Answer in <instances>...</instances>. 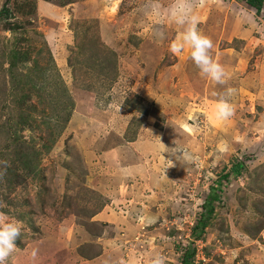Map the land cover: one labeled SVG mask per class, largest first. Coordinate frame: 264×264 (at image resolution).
Listing matches in <instances>:
<instances>
[{
    "label": "rangeland",
    "instance_id": "rangeland-1",
    "mask_svg": "<svg viewBox=\"0 0 264 264\" xmlns=\"http://www.w3.org/2000/svg\"><path fill=\"white\" fill-rule=\"evenodd\" d=\"M144 3L0 0V211L25 224L7 264H148L155 253L180 264L191 250L192 264H264L262 9L243 0L196 9L236 89L222 121L212 92L226 86L187 49L170 52L175 25L162 42L151 36ZM11 49L29 56L13 81ZM34 66L45 72L29 74ZM13 125L33 173L13 154ZM211 188L217 198L194 236Z\"/></svg>",
    "mask_w": 264,
    "mask_h": 264
},
{
    "label": "clouds",
    "instance_id": "clouds-1",
    "mask_svg": "<svg viewBox=\"0 0 264 264\" xmlns=\"http://www.w3.org/2000/svg\"><path fill=\"white\" fill-rule=\"evenodd\" d=\"M204 2L205 0H145L143 11L154 18L150 30L154 39L164 41L168 38L166 26L175 25L179 35L170 42V52L176 55L187 49L188 58L204 77L215 85L226 86L222 92H212L216 97L215 118L223 121L234 114L231 98L236 94V89L227 86L231 80V73L213 57V41L200 31V18L196 9L203 6ZM175 155L186 163H191L193 160L191 154L183 148H177ZM0 163L4 165V169L0 171V179H2L8 164ZM175 163L176 161L169 160L167 168L174 167ZM0 206L6 205L0 202ZM24 228L25 224L22 220L0 211V264H7L9 257L17 250L15 241L21 239ZM36 255L37 251L33 250L32 257L35 258ZM148 264H166V258L162 253H155L150 257Z\"/></svg>",
    "mask_w": 264,
    "mask_h": 264
},
{
    "label": "trees",
    "instance_id": "trees-1",
    "mask_svg": "<svg viewBox=\"0 0 264 264\" xmlns=\"http://www.w3.org/2000/svg\"><path fill=\"white\" fill-rule=\"evenodd\" d=\"M247 5L251 6L254 8L255 10V13H259L262 9V16L264 18V0H243ZM7 10L4 9V14L7 15ZM7 68L5 70L6 73L8 74V77L13 81L14 80V75L12 73H14L13 71V67L15 66V62L20 59L22 61H25L27 58H29V56H27V58L25 59V56L24 55H20L19 52H18V55H17V52L13 49L9 50L8 53H7ZM25 59V60H24ZM35 67V66H34ZM45 72V69H41L39 70V67H35L33 68L29 74H37L38 73V76H41V74H43ZM64 108L66 107V105L63 106ZM8 127V125H7ZM7 127H6V131H7ZM9 131H11V133L13 132V134H15V136H11L10 135V138L12 139L11 141L14 143L15 147H13V154L15 155V158L18 160L19 164H21V167L23 168V170L25 171V173H33V170H34V167L33 165L30 163L31 161H29L27 158L29 157V154H28V157L25 153H21V151H19L17 149V147H20L19 145H22V143H19L17 142V134L15 133L16 132V129H15V125L12 126H9ZM19 144V145H18ZM33 155L36 154L35 151L32 152ZM232 168V167H231ZM233 168H236V166L234 165ZM18 175V174H16ZM227 176V173H225L223 175V177H226ZM17 178L19 179V175L17 176ZM216 189H212L210 190V192L207 193V195L205 196L204 198V201L202 203V207H203V212L200 214V217L198 219V221L196 222L195 226L193 227L192 229V233L195 231L196 229V232L194 233V236H197L198 234H200L202 232V230L204 229V226H205V223L207 221V218L209 217L211 211H212V201L215 200L217 198V194L215 193ZM258 220V219H257ZM192 253L193 251L191 250L190 252H183L182 254V259L180 261V264H192L191 261H189V256H192Z\"/></svg>",
    "mask_w": 264,
    "mask_h": 264
}]
</instances>
